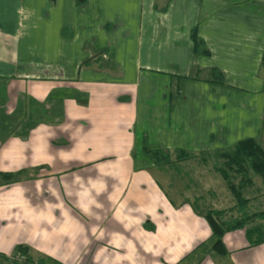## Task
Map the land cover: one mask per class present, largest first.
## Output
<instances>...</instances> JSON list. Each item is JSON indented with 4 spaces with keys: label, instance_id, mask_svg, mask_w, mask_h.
<instances>
[{
    "label": "crops",
    "instance_id": "0c3cea01",
    "mask_svg": "<svg viewBox=\"0 0 264 264\" xmlns=\"http://www.w3.org/2000/svg\"><path fill=\"white\" fill-rule=\"evenodd\" d=\"M263 58L264 0H0V264H264L141 152L264 150Z\"/></svg>",
    "mask_w": 264,
    "mask_h": 264
},
{
    "label": "trees",
    "instance_id": "16d2710c",
    "mask_svg": "<svg viewBox=\"0 0 264 264\" xmlns=\"http://www.w3.org/2000/svg\"><path fill=\"white\" fill-rule=\"evenodd\" d=\"M77 2L80 3L82 0ZM190 38L195 54L209 55V49L197 34L196 27L191 30ZM94 60L98 62L99 56L83 61L80 67L90 66ZM261 72L264 73V58L261 63ZM210 75L212 81L223 82V75L219 69L212 68ZM178 93L179 84L174 85L169 93L170 109L172 100ZM141 152L158 169L172 168L181 173L182 161L196 160L209 166L219 175L233 198L231 204L225 207L212 206L207 204L204 195L183 196L182 200L207 221L211 231L209 236L211 250L221 255L226 254L227 248L223 235L237 229H245L251 244H260L264 241V224L259 222L264 220V150L259 137L242 139L231 147L211 152H187L182 149L150 148L146 135H143ZM251 172L260 178L262 184L261 192L253 195L246 192L254 185ZM3 174L4 177L12 176V173ZM15 251L25 254L23 264H33L27 246L17 245Z\"/></svg>",
    "mask_w": 264,
    "mask_h": 264
},
{
    "label": "rangeland",
    "instance_id": "374dc122",
    "mask_svg": "<svg viewBox=\"0 0 264 264\" xmlns=\"http://www.w3.org/2000/svg\"><path fill=\"white\" fill-rule=\"evenodd\" d=\"M181 169V173L176 172L175 169H170L173 174L174 188L169 193L175 201H182V196L193 197L195 195H204L207 204L212 206L225 207L232 203L233 198L230 192L223 184L219 175L214 173L209 166L196 160H192L191 162L182 161ZM251 175L254 185L246 191L249 195L257 194L262 189L260 178L253 172H251ZM165 178L169 179V175L165 176ZM186 183L189 185L187 190L184 189ZM180 191L183 192L179 193ZM259 222L263 223L262 221Z\"/></svg>",
    "mask_w": 264,
    "mask_h": 264
}]
</instances>
